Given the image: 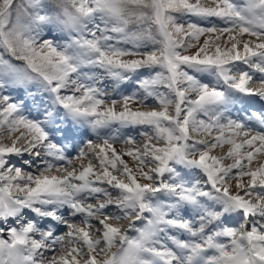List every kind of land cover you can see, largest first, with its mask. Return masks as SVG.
<instances>
[{
    "label": "snow or ice",
    "instance_id": "6c2138e0",
    "mask_svg": "<svg viewBox=\"0 0 264 264\" xmlns=\"http://www.w3.org/2000/svg\"><path fill=\"white\" fill-rule=\"evenodd\" d=\"M0 264H264V0H0Z\"/></svg>",
    "mask_w": 264,
    "mask_h": 264
},
{
    "label": "rangeland",
    "instance_id": "374dc122",
    "mask_svg": "<svg viewBox=\"0 0 264 264\" xmlns=\"http://www.w3.org/2000/svg\"><path fill=\"white\" fill-rule=\"evenodd\" d=\"M193 2H194V0H193ZM55 34H56V35H60L58 32L55 33ZM203 39H204V37H201V43L203 42ZM129 47H130V46H129ZM194 51H195V49H190L188 54H190V53H192V52H194ZM126 58H127V57H126ZM198 75H199V78L202 79V80H204V81H210V80H212V78L209 77V76L202 75V74H198ZM259 75H260V74H258V73L254 74L255 77H258ZM127 89H134V85L124 86V88H123L122 90H127ZM108 91H109V96H110V97H111V96H116V97L119 99V94H118V93L113 92V91L111 90V88H109ZM16 95H17V93L14 92V93H13V96L15 97ZM154 104H155V102H154L151 98H149V99L147 100V107H142L139 103H133L131 106H132L134 109L148 110V109L151 108ZM118 108H119V105H118ZM106 131H107V130H101L102 134H103L104 132H106ZM121 132H122V134H131V135L135 136V137H136V141H137V145H136V146H139V144H140V143L142 142V140H143V137H140L139 135H137V131H136V130L121 129ZM89 136H90V138H91L93 141H96V140H97V137H96L94 134L89 133ZM87 138H89V137H84V139H87ZM83 146H84V145H81V147H83ZM115 147H116L118 150H126L128 147H133V146H132V145H125V144H123V143H117V144H115ZM226 150H227V146H225V148H224L223 150H221L220 148H217V149L214 151L213 154H215V155H220V154H222V151H226ZM13 159L15 160V158H13ZM124 159H125L126 162L129 163V166H130V167H135V165H134V163H133V161L131 160L130 157L125 156ZM16 162L19 163V161H16ZM231 162H232L231 160H226V161H225V164H230ZM84 163H87V161H84ZM74 164L78 165V164H79V161H74ZM29 170L31 171V169H29ZM140 182H141V183H144V182H146V181L141 180ZM234 185H235V181H233V190H234ZM145 215H147V214H145ZM77 223H79V220H78V219H77ZM93 223H95V221H93ZM121 223L124 224V225H126V224L128 223V221H121ZM229 223L232 224L233 226L237 225V224L239 223V217H237L235 220L230 221ZM136 224H137V226H143L142 223H141L140 221H137ZM60 231H66V229L61 228ZM129 235H131V236H135L136 233H135V231L129 230ZM177 235H178V238H183V239H186V238H187L186 236H180L179 234H177ZM222 241L225 242V243L228 242L226 238H222ZM168 243H169V246L174 247L173 245H171V242H170V241H168Z\"/></svg>",
    "mask_w": 264,
    "mask_h": 264
},
{
    "label": "trees",
    "instance_id": "16d2710c",
    "mask_svg": "<svg viewBox=\"0 0 264 264\" xmlns=\"http://www.w3.org/2000/svg\"><path fill=\"white\" fill-rule=\"evenodd\" d=\"M187 19V18H186ZM59 33V32H58ZM60 34V33H59Z\"/></svg>",
    "mask_w": 264,
    "mask_h": 264
}]
</instances>
